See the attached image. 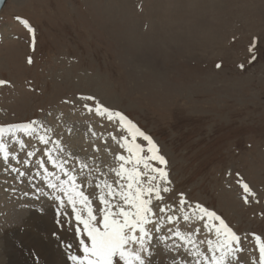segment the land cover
Masks as SVG:
<instances>
[{
  "label": "rangeland",
  "instance_id": "374dc122",
  "mask_svg": "<svg viewBox=\"0 0 264 264\" xmlns=\"http://www.w3.org/2000/svg\"><path fill=\"white\" fill-rule=\"evenodd\" d=\"M0 81V145L5 140L7 161L14 160L3 166L0 155V197H8L0 210L15 203L19 213L26 211L4 181L31 184L28 172L44 168L58 176L55 184L70 180L85 192L99 208L97 220L108 208L101 195L129 208L117 194L127 185L117 175L120 165L134 166L118 159L131 157L125 144L132 141L120 113L151 137L166 161H148L167 173L166 180L135 165L156 176L149 182L142 175L141 181L158 186L161 197L155 191L144 196L153 209L146 240L166 244L168 252L172 238L185 241L181 231L198 234L208 227L216 234L219 221L207 219L199 205L239 237L225 264H260L255 237L264 243V0H7L0 11ZM135 142L140 155H151L143 137ZM6 168L20 169L19 178L5 175ZM193 219L200 223L179 225ZM28 222L10 221L15 225L0 234V264H39L36 251L45 252L50 264H69L55 252L59 229L79 224L58 227L49 239ZM194 238L197 254L183 247V258L175 261L212 260L207 242ZM80 241L74 239L76 247ZM152 256L145 264H158Z\"/></svg>",
  "mask_w": 264,
  "mask_h": 264
},
{
  "label": "snow or ice",
  "instance_id": "6c2138e0",
  "mask_svg": "<svg viewBox=\"0 0 264 264\" xmlns=\"http://www.w3.org/2000/svg\"><path fill=\"white\" fill-rule=\"evenodd\" d=\"M17 19H20L19 17ZM27 26V21H23ZM31 31V29L29 28ZM5 83V81H0V84ZM91 99V98H89ZM105 111H107L105 109ZM120 118V122L126 125L129 134L132 136V141L130 144H125L127 151L131 154L130 158H125L124 156H119L118 159L127 162H133L134 166L130 169H126L124 164L120 165V170L117 171L118 176H123L127 179L126 189L117 193L123 200L124 205L130 206L125 208L120 204L113 206L105 199L103 195L99 197L100 202L103 204H108V208L103 211L102 220H97L96 216L93 215L90 206L87 207L88 218L83 219L81 215L77 214L76 219L83 224L84 232L87 238L90 240V245L85 243L84 240L80 241L84 255L82 257L72 256L71 259L77 261L78 264H114V258L118 257L119 260L123 261L124 264H145L144 258H142L140 252H147L148 249L144 247L145 238L148 237L149 233L145 228L148 223L149 215L153 214V209L150 207L151 199H145V194L156 192V199L159 200V188L152 186H144L141 181L142 175H147L148 181H153L156 176L150 175L147 172L142 173L138 167L143 163L145 170H149L150 173H158L161 179H167V173L158 167L150 168L148 163L149 160H158L161 164L166 163L163 156L158 155V150L153 143L151 137L145 135L139 128L136 127L132 121L128 120L127 117L120 113H116ZM5 129L0 128V133H3ZM143 137L144 140L148 142V153L150 156H142L140 153L143 152V148L140 144L136 143V137ZM4 150V146L0 145V151ZM245 192L249 191L247 184H243ZM164 191H168L167 188ZM113 193L109 191V195ZM75 195L80 197V202L85 205H89L88 197L84 196L82 192H75ZM69 202L74 203L73 196H69ZM115 207V211L113 208ZM200 211L206 214L212 220H218L219 225H213L215 228L217 236L220 237L218 246L223 249L221 256L219 258L213 257L212 264H225V257L233 251L232 243L235 241L239 243V237L216 215L215 212H210L206 208H202L199 205ZM163 211V209H160ZM75 211V209H74ZM187 220L188 217L185 216ZM95 221L96 223H93ZM97 224H102L98 227ZM207 226V225H205ZM137 229L139 234L136 235ZM79 234V229L77 230ZM180 235L179 232L175 233ZM184 237L181 236V239ZM256 243L259 247V260L260 264H264V243H261L260 237L256 236ZM138 243L140 244V250L131 249L127 247L129 244ZM211 246V241L209 242Z\"/></svg>",
  "mask_w": 264,
  "mask_h": 264
},
{
  "label": "bare ground",
  "instance_id": "6f19581e",
  "mask_svg": "<svg viewBox=\"0 0 264 264\" xmlns=\"http://www.w3.org/2000/svg\"><path fill=\"white\" fill-rule=\"evenodd\" d=\"M1 128V127H0ZM4 136L3 133H0V139H2L1 137ZM1 143V140H0ZM2 153V152H0ZM3 154V153H2ZM12 158V157H11ZM13 159V158H12ZM2 192V191H1ZM2 198L0 197V200L3 199V201L7 200L8 197H6L5 193H1ZM15 203H13V205H7L6 207H3V209L0 210V234L4 231V229L9 228V227H13V223L8 224L10 221H16L20 219V223L24 224L25 222L29 221L28 224L30 226H33V228H35V230L37 231V233H41L42 231H46V234H49L48 237L49 239L51 238V233L54 230H58V225L56 224V221L58 220V218L53 214V210L51 207H48L47 209H45L44 207H42V210H37V209H31V208H27L26 211L19 213V210L17 209V207H15ZM45 206V204L43 205ZM49 206V205H47ZM46 207V206H45ZM28 211V212H27ZM27 212V216L24 218L23 215ZM18 215V216H16ZM205 217V216H204ZM206 218L208 219L209 217L206 215ZM194 221H187V222H183V223H179V225H182L183 227L186 226L188 227V224H191V227L194 226V224L200 223L199 221H197L196 219H193ZM196 220V221H195ZM186 223V224H185ZM73 224V223H72ZM74 225V224H73ZM77 226H71L68 229H63L62 231H60L59 229V233H60V237L61 240H65L67 239V241L65 242H69L71 243V247L77 248L76 245L74 244V239L77 237L79 240H82L83 237L82 235L79 233L77 234ZM150 227V226H149ZM178 227V226H177ZM17 228V227H16ZM26 228V227H25ZM190 228V227H189ZM148 229V228H147ZM152 229V228H151ZM188 229V228H187ZM186 229V230H187ZM188 231V230H187ZM210 231V229H208V227L205 229V231L203 232H199L198 234L194 233V232H185L181 231V236H183L185 241H179L178 239H171L170 242L172 243L173 248H170V250H168V252L166 251L168 248V246L164 243H160V241H154V242H147L145 238V244L144 247L148 249L149 251V255L150 256H154L155 259H158V264H161L160 261L161 259H165V255L168 254L169 257L172 258H183L181 253H182V248L185 247H190L192 248V251L195 252L197 254L196 251H198V246L199 245V239H195L194 237L200 238L205 240L204 246H208L209 249L207 251H209L210 254H212L214 257L218 258V255H221L223 249H221L218 244L219 241L215 240V237L217 236L215 233L213 234H209L208 232ZM8 232V231H7ZM45 233V232H44ZM150 233V232H149ZM187 233V234H186ZM135 234H139V231L136 232ZM5 235H6V231H5ZM4 235V236H5ZM167 235V234H166ZM15 237V235H13ZM165 237V236H164ZM178 238V236H176ZM16 238V237H15ZM14 238V239H15ZM154 238V237H153ZM166 239H168L167 237H165ZM175 238V237H174ZM157 239V238H156ZM181 239V238H180ZM220 240V239H219ZM167 241V240H166ZM211 241V246L209 244V242ZM5 242V241H4ZM19 242V241H18ZM50 244V247L52 248V244L55 248V244L56 241L53 240H49L48 242ZM21 245V244H20ZM154 245L156 246L154 249ZM78 246V245H77ZM214 246L217 247L218 246V250H214ZM18 247V246H17ZM127 247L131 248V249H136V250H140L141 246L138 243H133V244H129ZM195 247V248H194ZM62 243L61 241L58 242L57 244V248L55 252H61L58 255V259H63L65 258V253H63V249H62ZM67 248V247H66ZM153 249V250H152ZM34 250H36L34 248ZM166 251V252H165ZM186 251V250H185ZM66 252V251H65ZM145 253L144 251H141L140 254L142 256V258H145ZM33 254V253H32ZM34 254L36 255L37 259V263L39 264H50L51 258L48 257V255L45 252H40V251H36L34 252ZM23 255V254H22ZM29 256V255H28ZM152 256V257H153ZM33 257V256H32ZM198 258V257H197ZM29 259V258H28ZM186 259V258H185ZM183 261L182 264L186 263V261ZM211 259V258H210ZM27 260V259H26ZM54 260V259H53ZM209 263H211V261H208ZM229 262V261H228ZM236 262V261H235ZM152 263V262H150ZM2 264V263H1ZM61 264V263H59ZM114 264H123V262H121L119 260L118 257L115 258L114 260ZM165 264V263H164Z\"/></svg>",
  "mask_w": 264,
  "mask_h": 264
},
{
  "label": "water",
  "instance_id": "95a60500",
  "mask_svg": "<svg viewBox=\"0 0 264 264\" xmlns=\"http://www.w3.org/2000/svg\"><path fill=\"white\" fill-rule=\"evenodd\" d=\"M7 0H0V10L2 9V7L4 6V4L6 3Z\"/></svg>",
  "mask_w": 264,
  "mask_h": 264
}]
</instances>
